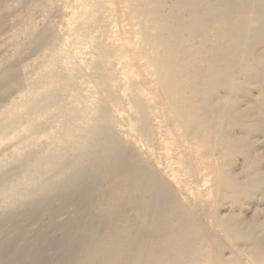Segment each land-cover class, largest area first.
<instances>
[{"label":"rangeland","instance_id":"374dc122","mask_svg":"<svg viewBox=\"0 0 264 264\" xmlns=\"http://www.w3.org/2000/svg\"><path fill=\"white\" fill-rule=\"evenodd\" d=\"M106 256L264 264V0H0V264Z\"/></svg>","mask_w":264,"mask_h":264},{"label":"bare ground","instance_id":"6f19581e","mask_svg":"<svg viewBox=\"0 0 264 264\" xmlns=\"http://www.w3.org/2000/svg\"><path fill=\"white\" fill-rule=\"evenodd\" d=\"M207 87L212 88V87H214V85L212 84V82H210V83L208 84ZM207 90H209V89H207ZM236 233H237L236 231L233 232V234H234L235 236H237ZM107 249H108V247H107ZM108 256H109V255H108ZM108 256H106V257L104 258V264H113V258H109ZM110 257H111V256H110Z\"/></svg>","mask_w":264,"mask_h":264}]
</instances>
